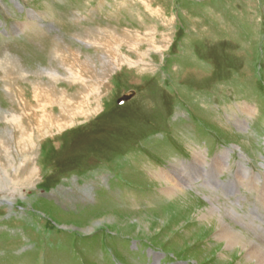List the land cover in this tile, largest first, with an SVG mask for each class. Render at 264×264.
<instances>
[{"label":"rangeland","instance_id":"1","mask_svg":"<svg viewBox=\"0 0 264 264\" xmlns=\"http://www.w3.org/2000/svg\"><path fill=\"white\" fill-rule=\"evenodd\" d=\"M6 54L0 264H264V0H0ZM35 80L101 113L40 122L41 145L18 110Z\"/></svg>","mask_w":264,"mask_h":264},{"label":"bare ground","instance_id":"2","mask_svg":"<svg viewBox=\"0 0 264 264\" xmlns=\"http://www.w3.org/2000/svg\"><path fill=\"white\" fill-rule=\"evenodd\" d=\"M11 2V1H10ZM16 3V2H15ZM80 5V4H79ZM121 6V5H120ZM81 7V5H80ZM18 8V7H17ZM5 10V9H4ZM76 13H80V11H77ZM32 14V13H31ZM63 15V13H62ZM173 16V15H172ZM33 17V16H32ZM38 17V16H37ZM40 18V17H39ZM44 19V18H43ZM47 19V18H46ZM69 19V18H68ZM172 19V18H171ZM170 19V20H171ZM28 20V19H27ZM75 20V19H74ZM56 21V20H55ZM50 22V21H49ZM174 23V22H173ZM41 24V23H40ZM49 25V24H48ZM17 26V25H16ZM37 26V25H36ZM58 28V27H57ZM56 28V29H57ZM89 29V28H88ZM150 29V28H149ZM51 30V29H50ZM100 30V29H99ZM98 28L96 27L95 29H92V32L93 31H96L94 35L91 34V38H90V41H92L93 45H96L98 48H103V46H105L104 44L106 42H100L99 41V38H100V33H98L97 31H99ZM88 31V30H87ZM107 32V31H106ZM90 33V32H89ZM88 33V34H89ZM115 34V33H114ZM8 35V34H7ZM85 35V34H84ZM90 35V34H89ZM147 35V34H146ZM134 37V36H133ZM58 38V37H57ZM76 38V37H75ZM114 38V37H113ZM143 38V37H142ZM164 38V37H163ZM115 39V38H114ZM117 39V38H116ZM151 40V39H150ZM84 41V40H83ZM82 41V42H83ZM89 40L87 41H84L83 43H87V42H90ZM122 42L126 43V44H129L128 41H124L121 40ZM120 41V42H121ZM162 41V40H161ZM119 42V43H120ZM146 42V41H145ZM133 43V42H132ZM149 43V41L147 42ZM108 44V42H107ZM153 44V43H152ZM110 45V43H109ZM113 45V43H112ZM118 45V43H117ZM124 45V44H123ZM130 45V44H129ZM91 46V45H90ZM115 46V45H113ZM164 46V45H163ZM112 47V46H111ZM153 47V46H152ZM161 47V45H160ZM57 48V47H56ZM57 50V49H56ZM105 52L107 51V49H105ZM113 50V49H112ZM115 50V49H114ZM155 50V48H154ZM156 50H157V47H156ZM65 52L68 54V55H72L73 58L76 59V54L74 53H71L69 51V49H65ZM109 52V51H108ZM147 52V51H146ZM50 53V52H49ZM103 53V52H102ZM112 53V52H111ZM110 53V54H111ZM59 54V53H58ZM105 54V53H104ZM144 54V53H143ZM149 54V53H148ZM19 57L21 56L22 60V65L25 64L26 66H35V65H39L37 62H39L38 60V55H36L34 52L31 51V53L29 54H24V55H21V54H18ZM57 55V54H56ZM95 55V54H94ZM37 56V57H36ZM144 56V55H143ZM50 57L53 59L57 56H54V54L50 53ZM80 57V56H79ZM77 57V59L79 58ZM71 58V57H70ZM87 58V57H86ZM101 58V57H100ZM16 58L13 57V56H9V54H6L5 56H3L1 59H0V72H2V75L1 76V81L3 82V86L5 85L7 88V91L10 93V84L7 83L6 81H3L8 75L6 74L7 73V69L9 67V69H16L15 66H16V63H12V62H18L15 60ZM76 59V60H77ZM102 59V58H101ZM137 59V58H136ZM140 59V58H139ZM11 60V61H10ZM79 60V59H78ZM92 60V58H91ZM98 60V59H97ZM100 60V59H99ZM103 60V59H102ZM105 60V59H104ZM93 61V60H92ZM131 61V60H130ZM130 61L126 60L125 59V63H128L130 64ZM76 62V61H75ZM132 62V61H131ZM136 62V61H134ZM70 63V62H69ZM100 63V62H99ZM133 63V62H132ZM140 63V62H139ZM142 63V62H141ZM19 64H20V61H19ZM21 65V64H20ZM81 68L86 71V72H91L94 67V65L90 62V61H81ZM40 67V66H39ZM38 67V68H39ZM37 68V69H38ZM69 70V76L70 77H73V76H76L78 77V79H84V77H82V75H80L79 73L77 72H74L72 71L71 69L69 68H66V70ZM12 70V71H13ZM24 70V69H23ZM23 73L19 72L18 71V76H20L23 80L26 79V76L28 74H31V73H28L27 71H23ZM75 70V69H74ZM77 70V69H76ZM95 70V69H93ZM97 70V69H96ZM104 70V69H103ZM16 71V70H14ZM98 71V70H97ZM84 72V73H86ZM105 72V71H104ZM110 72V71H109ZM10 73V72H9ZM8 73V74H9ZM35 74V73H34ZM49 74V77L53 78L54 74H51V73H48ZM93 74V73H92ZM10 75V74H9ZM13 75V74H12ZM15 75V73H14ZM33 75V74H32ZM85 75V74H84ZM102 75V74H101ZM42 76V75H41ZM92 76V75H90ZM96 76V75H95ZM98 78L100 77L99 75H97ZM16 77V76H15ZM36 77V76H35ZM106 77V76H105ZM11 78V77H10ZM47 78V77H46ZM97 78V79H98ZM103 78H104V75H103ZM107 78V77H106ZM105 78V79H106ZM14 79V77H13ZM91 79V78H90ZM96 79V78H95ZM19 81V80H17ZM84 81V80H83ZM90 81V80H89ZM15 82V81H14ZM100 82V81H99ZM103 82V81H102ZM77 83V82H76ZM17 84V83H15ZM60 85V84H59ZM62 85V84H61ZM60 85V86H61ZM72 85V84H71ZM100 85V84H99ZM53 86V85H52ZM52 86H49V85H42V83H40L39 81H28L26 83V86H25V90H23V95H24V98L22 96H20V99H19V102L21 104V106H19L18 110L21 111V113H23V115L25 116L24 118L26 119L29 118L31 119V117H35V118H38L39 120V123L36 122L35 125L36 128H40L38 129L39 130V135L40 136H43L45 133L43 131H41V127L42 126V123L44 122V125L47 126V128H56V131L57 130H63L64 127H65V130L64 131H68V129H70L69 127L71 125H73V123H75L74 121L72 122L71 118H74V117H79L81 118L83 121L81 122V125L83 124H86V123H89L91 121V117L93 115H95V117L97 115H99L101 113L100 112H97L95 109L94 111H88L87 109L85 110L84 107L86 105V102H85V97L82 96V98H79L78 100H76V103L74 104L73 103V100H70V99H66L64 98L65 95L63 96H60V97H56L55 94L53 93L54 90L52 89ZM90 89H88V92H89ZM6 91V90H5ZM80 91V90H79ZM84 91V90H83ZM17 93V92H16ZM81 93V92H80ZM85 93V92H84ZM93 93V92H92ZM18 95V94H17ZM84 95V94H83ZM59 96V95H58ZM68 97V96H66ZM93 97V96H91ZM0 98H1V95H0ZM9 98V97H8ZM19 98V97H18ZM30 99V100H29ZM10 99H8L9 101ZM33 101L32 103H29V101ZM1 101V100H0ZM11 101V100H10ZM55 103V104H54ZM14 102L11 104V107L13 106ZM58 104V105H56ZM2 105V102H0V115H5L6 113H8L7 110H4L3 106ZM17 106V105H16ZM52 106H57V115H54V109H51L50 110V107L52 108ZM12 109V108H10ZM15 115L18 116V114H11V121L13 123H18L17 121H19V119H21V115L16 117ZM7 116V115H6ZM37 116V117H36ZM57 116V118L55 117ZM1 118V117H0ZM28 119V121H29ZM24 120V119H23ZM36 120V119H35ZM34 120V121H35ZM37 120V121H38ZM24 122V121H23ZM26 122V121H25ZM30 122V121H29ZM28 122V123H29ZM32 122V121H31ZM30 122V123H31ZM40 122H42L40 124ZM238 122L242 125H245L246 122H244L243 120L241 121L240 119H238ZM12 123V124H13ZM83 123V124H82ZM27 124V123H26ZM20 126V125H19ZM30 126V125H29ZM49 126V127H48ZM15 127V126H14ZM29 128V127H28ZM68 128V129H67ZM21 129V128H20ZM31 129V128H30ZM33 129V128H32ZM19 130V129H18ZM61 130V131H62ZM12 131V130H11ZM21 131V130H20ZM23 131V130H22ZM24 132V131H23ZM11 133V132H10ZM19 133V132H18ZM26 133L29 135L30 134H33L34 132H28L26 131ZM44 133V134H43ZM61 133H64V132H61ZM47 134V133H46ZM45 134V138H43L40 142V144L42 145L44 142H47V141H50L49 138H53V136H50L48 137V135ZM34 135V134H33ZM8 136V135H7ZM38 136V134H37ZM11 137V136H10ZM18 139V138H17ZM52 142V141H51ZM17 143V141H16ZM18 144H21V149L24 150V149H27V148H31V146L33 145L32 141L30 139H28V142L27 140H20ZM233 145V144H232ZM231 145V146H232ZM234 146V145H233ZM12 148V147H11ZM6 150V146L5 144L2 142V145L0 146V152H5ZM11 153V152H10ZM4 154V153H3ZM8 154V152H7ZM5 155V154H4ZM9 155V154H8ZM11 155V154H10ZM219 159H217V161L214 162V165H217V163H222L224 164L225 163V157L220 155V157H218ZM33 164V163H32ZM187 169V168H186ZM182 172V171H181ZM20 174V173H19ZM3 175V174H2ZM1 178V177H0ZM159 178V177H158ZM2 179V178H1ZM31 179V178H30ZM173 179V178H172ZM29 180V179H28ZM158 180V179H157ZM159 181V180H158ZM164 182V181H163ZM170 190H172V188H170ZM166 191V190H165ZM176 191V190H175ZM238 191V190H237ZM164 192V191H163ZM208 199V198H207ZM217 206V205H216ZM223 207V206H222ZM229 208V207H227ZM209 209V208H208ZM235 210V209H234ZM232 211V210H231ZM207 212V211H206ZM231 213V212H230ZM210 215V214H209ZM204 216V215H203ZM227 216V215H225ZM233 216V215H232ZM229 218V217H228ZM234 218V217H233ZM231 219V218H230ZM219 220V219H218ZM239 221V220H238ZM215 222V221H213ZM221 223V222H219ZM234 223V222H233ZM216 224V223H215ZM251 225V224H250ZM210 226V227H209ZM209 226H207V228H211L212 225L209 224ZM214 226V225H213ZM217 228V227H215ZM219 228V227H218ZM255 228V227H254ZM226 229V228H225ZM243 229V228H242ZM222 231V230H221ZM224 231V229H223ZM252 231V230H251ZM257 231V230H256ZM259 233V232H258ZM228 234V233H227ZM239 234V233H238ZM255 234V233H254ZM264 234V233H263ZM251 235V234H250ZM217 236V235H216ZM228 236V235H227ZM226 236V237H227ZM257 236V235H256ZM252 237V236H251ZM220 238V237H219ZM235 239V237H231L230 240L232 239ZM261 238V237H260ZM227 239V238H226ZM258 239V238H257ZM216 240V239H215ZM256 240V239H255ZM259 240V239H258ZM263 240V239H262ZM245 241V240H244ZM191 242V241H190ZM241 242V241H240ZM239 242V243H240ZM233 243V242H232ZM226 244V243H225ZM228 244V243H227ZM258 244V243H256ZM230 245V244H229ZM246 245V244H245ZM251 245V244H250ZM231 246V245H230ZM224 247V246H223ZM259 247V246H258ZM244 248V247H243ZM242 250V249H241ZM245 250V249H244ZM257 250V249H256ZM258 251V250H257ZM237 252V251H236ZM243 252V251H242ZM264 252V251H262ZM255 253L257 254V252L255 251ZM252 254V253H251ZM237 255V254H236ZM253 255V254H252ZM253 257V256H252Z\"/></svg>","mask_w":264,"mask_h":264},{"label":"water","instance_id":"3","mask_svg":"<svg viewBox=\"0 0 264 264\" xmlns=\"http://www.w3.org/2000/svg\"><path fill=\"white\" fill-rule=\"evenodd\" d=\"M134 92H130L129 94H122L118 99H117V104H122L126 101H128L129 99L132 98Z\"/></svg>","mask_w":264,"mask_h":264}]
</instances>
